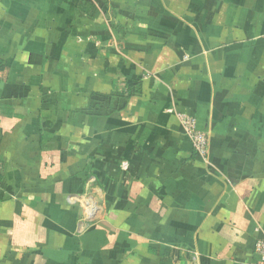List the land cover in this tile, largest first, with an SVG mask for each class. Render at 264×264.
<instances>
[{
	"label": "crops",
	"instance_id": "1",
	"mask_svg": "<svg viewBox=\"0 0 264 264\" xmlns=\"http://www.w3.org/2000/svg\"><path fill=\"white\" fill-rule=\"evenodd\" d=\"M259 238L264 0H0V264H258Z\"/></svg>",
	"mask_w": 264,
	"mask_h": 264
},
{
	"label": "built area",
	"instance_id": "2",
	"mask_svg": "<svg viewBox=\"0 0 264 264\" xmlns=\"http://www.w3.org/2000/svg\"><path fill=\"white\" fill-rule=\"evenodd\" d=\"M179 124L187 135L194 153L205 158L207 155L208 138L205 132L196 128L195 118L189 114L177 113ZM255 252L258 256V264H264V238H259L255 243Z\"/></svg>",
	"mask_w": 264,
	"mask_h": 264
}]
</instances>
